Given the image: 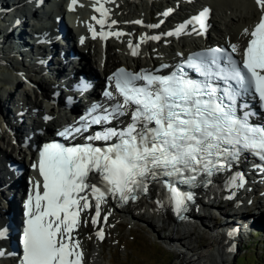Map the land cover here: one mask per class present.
I'll return each instance as SVG.
<instances>
[{"label": "snow or ice", "instance_id": "1", "mask_svg": "<svg viewBox=\"0 0 264 264\" xmlns=\"http://www.w3.org/2000/svg\"><path fill=\"white\" fill-rule=\"evenodd\" d=\"M255 4L260 18L251 31L244 29L247 44L241 60L233 58L232 53L241 49L232 43L231 52L217 47L190 55L167 75L149 70L132 73L121 68L109 80L114 81L115 92L122 99L117 100L113 91L106 90L104 96L116 101L111 109L94 105L87 116L81 117L87 130L90 125L110 124L128 116L123 127H105L86 138L115 142L103 147L91 143L44 145L38 166L33 165L42 177V192L41 185L34 183L27 198L21 264H82L83 253L73 232L80 226L84 210L94 207L92 223L98 222L101 204L109 195L123 202L135 200L148 192L149 184L158 182L167 186L168 202L174 204L179 215L193 196L178 191L173 186L175 180L191 185L199 173L211 177L244 150L264 160V126H254L247 114L240 117L236 112L237 98L249 93L264 108V0H255ZM95 10L101 17L106 16L103 4ZM207 17L208 10L203 9L181 24L175 34L190 24L206 29ZM97 23L103 28L105 20ZM132 54L137 55L135 49ZM185 67L200 78H192ZM98 109L103 114L93 115ZM70 131L65 129L60 135L66 137ZM162 177L172 179L164 181ZM237 179L243 178L238 175L233 183ZM97 236L103 239V231Z\"/></svg>", "mask_w": 264, "mask_h": 264}, {"label": "bare ground", "instance_id": "2", "mask_svg": "<svg viewBox=\"0 0 264 264\" xmlns=\"http://www.w3.org/2000/svg\"><path fill=\"white\" fill-rule=\"evenodd\" d=\"M3 1L6 2L3 5L11 7L9 11L4 8L6 12L0 17V25L3 24L0 61L10 65L11 71L4 73L0 80L15 84L17 97L14 100L9 97L7 89H0V103L3 101L5 105L7 101H12L15 106V113H12L0 105V224L4 216L18 215V198L23 196V200L34 183L41 182L33 167L37 156L35 145L42 142L53 131L52 128L68 123L71 119V115L60 109L63 105L66 106V98L70 96L65 86L67 71L76 73L80 67L82 74L92 78L96 88L99 76H105L116 66L136 69L175 62L192 48L206 47L212 42H224L228 47L236 43L241 48L247 39L243 35L244 29L250 30L260 17L255 0H76L75 4L73 0H0ZM101 4L106 9L104 17L95 10ZM203 9L211 14L206 31L202 32L198 24H190L179 35L175 34L181 24H185ZM165 12L169 14L165 16ZM102 18L105 20L103 28L97 23ZM15 21L20 23L14 28ZM112 21L116 23L113 24ZM149 25L159 26L148 27ZM90 28L95 29V38L90 35ZM24 30V34L30 36L28 35V44L23 46V39H27L21 32ZM102 34H108V38ZM153 36L159 39H151ZM142 37L145 39L142 40ZM133 49L137 55L132 54ZM8 53H14L17 58L9 59ZM22 57L30 58L27 66L22 63ZM39 71L52 73V78L42 77L44 90L31 86L30 80H27L30 72ZM92 91H96L94 87L77 91L76 103L68 109L73 112L88 104L90 99L87 95ZM20 110L21 113L18 112ZM23 113H26L28 122L22 120L25 115ZM10 162L19 163L23 170L19 172L13 169ZM256 175L254 171L245 173V185L250 186ZM259 178L264 182L262 176ZM23 181L26 189L22 188ZM227 184L228 182L219 184L203 191L196 204L191 207L190 220L187 221H174L168 214V209H163V204L160 203L162 198L153 203L144 200L125 206L119 205L112 196H107L106 201L101 204V212L108 215V222L104 225L100 221L93 224L90 216L95 208L92 207L81 212L80 226L73 232L83 253L82 264L85 261L87 264H105L100 244L87 237L106 229L110 221L122 217H129L134 222H145L149 218L159 221L161 239L175 249L181 264H218V261H226L232 252V244L239 242L238 232L229 234L228 230L232 226L237 231L238 226L232 220L233 225L224 224L221 228V224V227L215 228L205 218L206 214L209 210L223 214L225 206L233 207L234 204L231 203L236 200L242 205L247 202L245 197L251 194L248 191L250 189L241 190L238 187L235 189L234 199L225 198L222 189ZM260 192L263 200L261 202L258 199L256 204H264V191H255ZM89 200L94 204V198L90 195ZM244 207L245 213L250 211L246 205ZM239 209L240 207L229 209L228 215H233L236 220L241 219L242 215L249 219L250 215ZM257 213L258 211L253 212L252 216ZM175 224L182 230L177 235L174 233L179 229ZM199 229L212 237V245L215 247L214 253L206 252V260L202 263L188 256L195 232ZM10 233L11 237L8 238ZM10 233L6 234L5 241H0V264H9L15 260V251L7 248L12 239V230ZM84 248L87 250V260Z\"/></svg>", "mask_w": 264, "mask_h": 264}, {"label": "rangeland", "instance_id": "3", "mask_svg": "<svg viewBox=\"0 0 264 264\" xmlns=\"http://www.w3.org/2000/svg\"><path fill=\"white\" fill-rule=\"evenodd\" d=\"M3 3L6 2L5 1L0 2L1 11L4 10V7L6 8L9 7L7 4L3 5ZM157 7L158 8L160 7L159 3L157 4ZM2 25H0L1 26L0 35H2L1 33L3 29ZM25 31L26 30H24V32ZM29 36L26 35L25 38L27 39H23V43H22L23 46L28 44ZM105 36L106 38H108V34H106ZM8 55H9V59L17 58L15 57L14 53H8ZM28 59L30 58L22 57L21 61L27 66L28 62L30 61ZM9 71H11L10 65L5 64L4 61H0V77L4 73L8 74ZM29 74L30 77H28L27 80L28 81L30 80L29 83L32 84L31 86H35L42 90L45 89V88L43 89L44 86L42 79L44 77L52 76V73L48 71L46 73H40V71L39 73L30 72ZM102 78H104L103 74L99 76L97 85L102 82ZM2 88L7 89V92L9 93V97L16 100L17 94H16L15 84L5 83L4 81L0 80V89ZM97 90H99L98 87ZM2 102L0 103V105L2 107H5V110L7 109V112H10L11 110L12 113H15L14 112L15 106H13L12 101H7L5 105ZM23 114L25 115H23L22 120L26 122L27 115L26 113ZM15 164L16 163L14 162H10V165L13 169L16 168ZM22 187H26L24 181L22 183ZM261 194L255 193L254 195H247L245 197L247 198L245 199L247 201L246 206L247 208H250L249 209L250 211L244 213L250 215L249 219L250 220L253 219L252 220L253 224L252 223L250 224L251 221L249 219H246L248 218L246 217V215L244 216L240 215L242 220L241 219L236 220V218L233 215L231 216L228 215L229 209L233 208L231 206H227V207L225 206L223 210L224 212L223 214H220L218 211L216 212L212 210H209V212L206 214L205 218L209 220L211 224L214 225L215 228H218L219 226L221 227V224H222L221 228H223L224 224L233 225V223H236V225L238 226L237 231L234 230V232H238L237 235H239L238 236L239 242L232 244L233 249L229 258L223 262L218 261V264H242L244 262L246 264H264V204L261 203L256 204L258 199L262 202L263 197L260 196ZM250 202H252L253 205L251 203V206L249 207ZM0 204H2V201H0ZM16 210H17V205H16ZM256 211H258V213L252 216L253 215L252 213ZM200 212L202 211L200 210ZM232 220H234L233 223ZM3 221L5 223V221H7V218H4ZM113 221H110L107 225V228L104 229L105 235L103 239H100L97 236L96 232L92 233L89 237H87L88 239L96 240L100 244L102 250L101 254L105 264H109V263L110 264H181L182 263V261H180L179 258L177 257L178 254L175 251V249L173 247H169L161 239L159 235L160 222L157 221L156 219L152 220L151 218H149V220L145 222L144 221L134 222L129 217H122L120 219H115ZM85 222H86V218H85ZM176 226L177 229L179 230H175L174 235H177L179 232L182 231L179 225ZM228 231L229 234H231L233 232V227L231 226L230 230ZM212 241H213L212 237L208 233L203 232L201 229L197 230L193 237V242H191V247H190L191 250L188 251V256H191L192 258H194V260L200 261L202 263V261L206 260V252L214 253L215 251V247L212 245L213 244ZM84 252H86L85 259L87 260V250L85 249ZM242 257H245L246 260L242 261ZM85 264H87L86 261Z\"/></svg>", "mask_w": 264, "mask_h": 264}, {"label": "trees", "instance_id": "4", "mask_svg": "<svg viewBox=\"0 0 264 264\" xmlns=\"http://www.w3.org/2000/svg\"><path fill=\"white\" fill-rule=\"evenodd\" d=\"M246 259H245V257H242V261H245ZM242 264H246L245 262L244 263H242Z\"/></svg>", "mask_w": 264, "mask_h": 264}]
</instances>
